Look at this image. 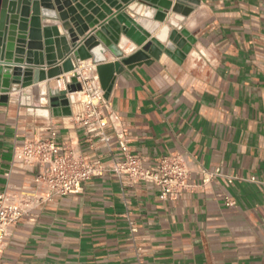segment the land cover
<instances>
[{
	"label": "crops",
	"instance_id": "0c3cea01",
	"mask_svg": "<svg viewBox=\"0 0 264 264\" xmlns=\"http://www.w3.org/2000/svg\"><path fill=\"white\" fill-rule=\"evenodd\" d=\"M175 1L193 9L190 17L171 12L160 23L142 6L136 20L162 43L164 30L187 29L197 40L192 51L182 64L163 53L151 65L125 68L109 101L131 152L152 164L183 156L197 190L165 201L149 182L94 178L78 195L30 204L0 264H138L137 245L147 250V264H264V0ZM138 49L132 44L125 57ZM106 57L105 65L116 61ZM52 87L47 80L0 101V194L34 197V172L14 160V150L49 128L60 143L105 155L74 123L81 104L69 116L54 113ZM202 168L234 182L204 184Z\"/></svg>",
	"mask_w": 264,
	"mask_h": 264
},
{
	"label": "water",
	"instance_id": "95a60500",
	"mask_svg": "<svg viewBox=\"0 0 264 264\" xmlns=\"http://www.w3.org/2000/svg\"><path fill=\"white\" fill-rule=\"evenodd\" d=\"M142 6L153 9L160 23L171 12L184 18L193 13L175 0H0V101L8 104L10 93L70 74L87 61L97 65L106 99L125 68L151 65L163 53L182 64L196 38L179 27L164 30L162 43L136 20ZM132 44L138 51L125 57ZM108 52L116 61L105 65ZM68 79L71 93L81 91L76 78ZM47 95L54 113L71 115L65 94L50 88Z\"/></svg>",
	"mask_w": 264,
	"mask_h": 264
},
{
	"label": "built area",
	"instance_id": "2783aa9c",
	"mask_svg": "<svg viewBox=\"0 0 264 264\" xmlns=\"http://www.w3.org/2000/svg\"><path fill=\"white\" fill-rule=\"evenodd\" d=\"M76 78L81 91L71 93V82ZM53 80V89L65 94L70 106L81 104L83 111L74 117V123L84 129L89 139H98L105 155H86L68 143L58 141V133L49 128L45 136L35 137L15 148L14 160L23 163L34 172V197L4 192L0 194V254L15 226L28 213L30 204H42L56 197L82 193L84 184L94 178L113 176L123 184L135 185L149 182L159 189L162 200H173L194 193L198 186L193 181L188 161L181 155L159 158L152 164L148 158L131 152V136L123 127L120 116L105 98L97 72V65L80 63L70 74H62ZM10 93L13 96L20 93ZM29 97H24V101ZM116 147L117 154L113 148ZM203 183L225 179L233 184L234 178L225 176L220 169L200 170ZM256 181L255 178L251 179ZM32 198H36L32 201ZM234 205V203H229ZM130 232H138L129 222ZM138 264H147V250L135 248Z\"/></svg>",
	"mask_w": 264,
	"mask_h": 264
},
{
	"label": "bare ground",
	"instance_id": "6f19581e",
	"mask_svg": "<svg viewBox=\"0 0 264 264\" xmlns=\"http://www.w3.org/2000/svg\"><path fill=\"white\" fill-rule=\"evenodd\" d=\"M161 38L163 39V36Z\"/></svg>",
	"mask_w": 264,
	"mask_h": 264
}]
</instances>
